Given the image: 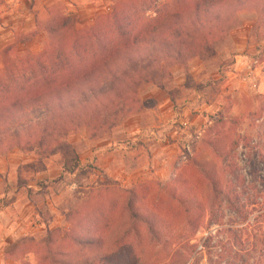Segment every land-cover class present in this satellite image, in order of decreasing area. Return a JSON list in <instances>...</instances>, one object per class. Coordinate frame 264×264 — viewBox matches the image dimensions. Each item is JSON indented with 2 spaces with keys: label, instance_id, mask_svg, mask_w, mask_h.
Instances as JSON below:
<instances>
[{
  "label": "rangeland",
  "instance_id": "1",
  "mask_svg": "<svg viewBox=\"0 0 264 264\" xmlns=\"http://www.w3.org/2000/svg\"><path fill=\"white\" fill-rule=\"evenodd\" d=\"M115 2L0 0V48L31 37L22 53L39 52L47 33L37 13L43 24L57 6L91 25ZM230 25L217 56L187 58L143 84L135 112L96 135L71 130L79 167L62 152L0 151V264H50L64 252L74 261L102 249L140 260L107 264H264V165L258 177L249 165L251 154L264 155V16L257 22L249 9ZM207 174L248 203L242 213L217 198ZM129 200L155 221L157 238L132 218ZM94 221L104 244L83 250L74 235L98 237L85 229ZM51 238L47 258L42 242Z\"/></svg>",
  "mask_w": 264,
  "mask_h": 264
},
{
  "label": "trees",
  "instance_id": "2",
  "mask_svg": "<svg viewBox=\"0 0 264 264\" xmlns=\"http://www.w3.org/2000/svg\"><path fill=\"white\" fill-rule=\"evenodd\" d=\"M249 9L257 12L259 22L264 16V0H116L111 11L98 14L91 25L57 6L45 13L44 25L37 13L36 24L47 33L39 52L25 49L21 55L19 44L29 42L31 37L19 36L14 44L0 48V151L16 146L44 154L62 152L79 167L76 149L67 139L71 130L85 126L96 135L110 126L107 121L135 112L143 84L170 77L168 69L183 66L187 58L217 56L216 45L227 35L230 23ZM234 146L239 143L234 142ZM261 163L264 165L263 154L249 156L254 177L260 174ZM207 180L231 211H244L248 203H243L239 195L224 193L217 178L208 176ZM133 205L129 200L132 218L145 221L152 238H157L155 221L145 219ZM214 207L218 209L215 203L211 205L212 215ZM92 224L86 232L94 231L98 237L79 231L74 235L83 250L104 244L105 234L98 233L99 224ZM52 241L42 242L47 258L54 252ZM110 250L102 249L74 261L64 252L65 257L49 262L140 261L137 254Z\"/></svg>",
  "mask_w": 264,
  "mask_h": 264
}]
</instances>
